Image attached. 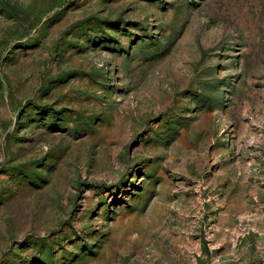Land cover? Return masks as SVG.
I'll list each match as a JSON object with an SVG mask.
<instances>
[{
  "label": "rangeland",
  "instance_id": "rangeland-1",
  "mask_svg": "<svg viewBox=\"0 0 264 264\" xmlns=\"http://www.w3.org/2000/svg\"><path fill=\"white\" fill-rule=\"evenodd\" d=\"M0 264H264V0H0Z\"/></svg>",
  "mask_w": 264,
  "mask_h": 264
}]
</instances>
